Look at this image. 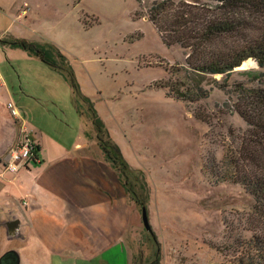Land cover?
<instances>
[{
	"label": "rangeland",
	"instance_id": "rangeland-1",
	"mask_svg": "<svg viewBox=\"0 0 264 264\" xmlns=\"http://www.w3.org/2000/svg\"><path fill=\"white\" fill-rule=\"evenodd\" d=\"M153 1L159 0H0V18L11 23V33L20 34L15 38L53 44L61 55L53 52L58 69L21 48L1 45L15 53H9L12 62L3 67V74L15 68L26 92L49 108L50 117L36 109L30 114L58 145L106 165V140L118 147L135 195L123 235L131 264H237L243 242L263 234V223L254 212L252 196L237 183L217 179L210 165L213 158L221 159L224 145L230 139L239 142L249 126L222 108L228 94L212 82L221 75L190 70L182 48L161 42L146 15ZM241 66L231 72L228 83L255 86L242 71L264 68L251 60ZM68 67L88 102L75 95ZM181 82L195 83L208 96L187 108V102L171 92L183 88ZM190 109L209 124L196 119ZM93 112L102 123L99 132ZM29 139L36 147L29 164L34 169L38 145ZM101 167L95 183L87 176L90 187L110 183L108 168ZM120 187L121 194L131 195ZM136 199L144 202L149 231ZM24 234L26 245L25 228Z\"/></svg>",
	"mask_w": 264,
	"mask_h": 264
},
{
	"label": "trees",
	"instance_id": "trees-1",
	"mask_svg": "<svg viewBox=\"0 0 264 264\" xmlns=\"http://www.w3.org/2000/svg\"><path fill=\"white\" fill-rule=\"evenodd\" d=\"M146 15L166 47L179 46L184 50L185 64L190 70L222 76L220 81L212 78L213 85L228 94L222 108L229 113L235 112L249 129L239 142L230 139V143L224 145L221 159L213 158L210 167L217 179L237 183L252 196L254 212L264 230V72L242 71V74H250L251 80L256 81L255 86L241 82L230 85L227 80L231 72L248 60L258 68H264V0H159L151 3ZM0 45L21 48L60 69L53 52L61 55L53 44L11 36L0 38ZM66 75L71 79L75 95L88 102V97L80 93L74 82L69 67ZM188 83L181 82L183 88L171 89L176 98L187 102L184 103L187 108L189 103L208 96L206 90ZM190 110L196 119L209 124L196 109ZM91 114L99 132L102 123L94 112ZM231 132L229 130L230 138L233 137ZM107 141L102 147L104 156L118 173L128 194L133 195L129 198L135 199L123 173L127 166L121 153L115 144ZM142 184L138 182V185ZM136 203L144 206L139 199ZM243 243V256L237 264H264V233L255 234Z\"/></svg>",
	"mask_w": 264,
	"mask_h": 264
},
{
	"label": "crops",
	"instance_id": "crops-1",
	"mask_svg": "<svg viewBox=\"0 0 264 264\" xmlns=\"http://www.w3.org/2000/svg\"><path fill=\"white\" fill-rule=\"evenodd\" d=\"M3 21L0 20V36L21 37L14 30L10 32V22L5 24ZM1 49L0 203L28 201L26 248L32 263L131 264L123 241L131 220L130 198L119 192L123 183L116 171L108 163L109 166L101 162L102 171L105 165L112 179L108 176L110 183L107 182V186L101 182L89 186L87 176L95 183L101 163L58 145L35 123V117L30 114L32 109L50 117L49 108H43L26 92L15 68H11V73L7 71V76L3 74V67L9 68L7 64L12 62L9 53H15L7 46L0 45ZM29 76L33 77V73L29 72ZM16 77L18 83L15 84ZM17 88L18 93H14ZM15 94H18L17 99ZM8 103L15 106L17 118L11 115ZM20 125L37 143L38 161L34 169L28 165L13 175L4 170V163L16 143ZM113 178L116 184L111 183ZM7 242L5 237L0 238L3 248Z\"/></svg>",
	"mask_w": 264,
	"mask_h": 264
},
{
	"label": "water",
	"instance_id": "water-1",
	"mask_svg": "<svg viewBox=\"0 0 264 264\" xmlns=\"http://www.w3.org/2000/svg\"><path fill=\"white\" fill-rule=\"evenodd\" d=\"M26 216L15 203H0V237L9 241L7 247L0 253V264H33L25 245L24 228ZM141 220L146 230H150L147 213L141 208Z\"/></svg>",
	"mask_w": 264,
	"mask_h": 264
},
{
	"label": "built area",
	"instance_id": "built-area-1",
	"mask_svg": "<svg viewBox=\"0 0 264 264\" xmlns=\"http://www.w3.org/2000/svg\"><path fill=\"white\" fill-rule=\"evenodd\" d=\"M10 113L14 117H18L17 110L13 103L7 104ZM36 156V147L29 139L27 131L20 126L15 145L9 150L7 159L4 163V170L9 174H17L20 170L27 168L29 163L33 161ZM19 207L23 213L26 214L28 201L22 199L18 202Z\"/></svg>",
	"mask_w": 264,
	"mask_h": 264
},
{
	"label": "flooded vegetation",
	"instance_id": "flooded-vegetation-1",
	"mask_svg": "<svg viewBox=\"0 0 264 264\" xmlns=\"http://www.w3.org/2000/svg\"><path fill=\"white\" fill-rule=\"evenodd\" d=\"M4 251L3 246L0 244V253Z\"/></svg>",
	"mask_w": 264,
	"mask_h": 264
},
{
	"label": "bare ground",
	"instance_id": "bare-ground-1",
	"mask_svg": "<svg viewBox=\"0 0 264 264\" xmlns=\"http://www.w3.org/2000/svg\"><path fill=\"white\" fill-rule=\"evenodd\" d=\"M242 66H243V64H242ZM242 66H241V67H242ZM238 68H239V67H238Z\"/></svg>",
	"mask_w": 264,
	"mask_h": 264
}]
</instances>
